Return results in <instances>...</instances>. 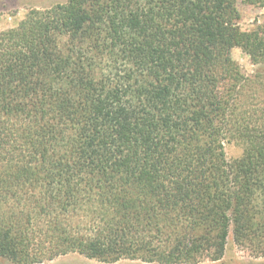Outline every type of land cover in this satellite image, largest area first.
<instances>
[{"label":"trees","instance_id":"1","mask_svg":"<svg viewBox=\"0 0 264 264\" xmlns=\"http://www.w3.org/2000/svg\"><path fill=\"white\" fill-rule=\"evenodd\" d=\"M264 7V0H247ZM236 0H67L0 30V257L264 256V31ZM242 146L228 160L224 142Z\"/></svg>","mask_w":264,"mask_h":264},{"label":"rangeland","instance_id":"2","mask_svg":"<svg viewBox=\"0 0 264 264\" xmlns=\"http://www.w3.org/2000/svg\"><path fill=\"white\" fill-rule=\"evenodd\" d=\"M67 0H0V30L14 27L25 17L32 8H46ZM233 19L242 30L264 31V7L249 4L247 0H236L233 9ZM232 58L239 68L246 74L264 71L263 64H253L250 56L240 48L234 47L230 51ZM225 156L228 160L239 157L242 146L235 139H226L224 142ZM0 264H13L0 257ZM37 264H158L140 260L120 259L114 262H103L86 257L83 253L73 252L60 255L51 260ZM196 264H264V256H256L232 229H229L226 248L221 259L210 261L202 260Z\"/></svg>","mask_w":264,"mask_h":264}]
</instances>
